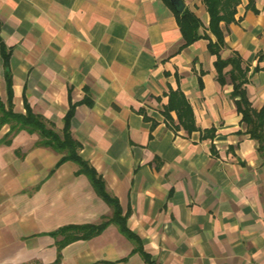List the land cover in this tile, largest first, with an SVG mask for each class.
I'll list each match as a JSON object with an SVG mask.
<instances>
[{
    "label": "crops",
    "instance_id": "1",
    "mask_svg": "<svg viewBox=\"0 0 264 264\" xmlns=\"http://www.w3.org/2000/svg\"><path fill=\"white\" fill-rule=\"evenodd\" d=\"M185 9L209 31L203 0ZM252 6V7H251ZM226 47L248 67V98L264 106V0H241L235 22L221 24ZM0 37L11 52L13 104L63 128L71 122L80 155L104 178L144 250L161 264H264V156L246 133L229 76L201 38L184 39L163 0H0ZM259 67L256 70V67ZM231 67L226 68L228 72ZM0 51V97L7 102ZM172 91L190 104L188 132ZM88 99L90 103L84 102ZM0 128V264H147L116 225L59 251L70 225L100 224L112 208L78 166Z\"/></svg>",
    "mask_w": 264,
    "mask_h": 264
},
{
    "label": "trees",
    "instance_id": "2",
    "mask_svg": "<svg viewBox=\"0 0 264 264\" xmlns=\"http://www.w3.org/2000/svg\"><path fill=\"white\" fill-rule=\"evenodd\" d=\"M163 1L174 10L179 23L184 39V44L180 49L188 47L201 38L209 40V51L216 56L217 80L224 85L229 76L233 86L231 98L236 105L238 113L242 115V123L246 126V133L259 142V152L264 156V106L259 111L255 110L248 98L246 84L248 83L249 69L243 66V60L239 53L235 52L226 59L222 58L220 54L222 48L226 47L225 35L221 24L224 22L228 25L235 22L237 7L241 0H203L210 16L208 29L216 37V41H213L208 34H200V28L203 24L192 11L184 9L182 13H179L174 9L170 0ZM0 51L4 60V75L8 91L6 103L0 97V128L5 125L9 126L6 137L12 138L22 130L30 134H38L40 145L49 147L62 154L56 167L65 162H72L77 165L76 174L86 175L96 193L112 208V216L104 218L100 224L70 225L53 232V236L63 235L64 237L59 244V251L71 241L91 239L102 233L109 225L114 224L125 237L136 244L134 252H139L147 264H161L144 250L141 239L129 229L127 221L131 211L129 210L126 214L123 213L119 200L107 190L104 178L80 155L82 146L80 142L74 139L71 131V122L77 104H71L70 109L63 118V128L61 130H58L56 124L51 120L35 113L27 102L26 97L24 98L25 112H16L13 104V80L10 69L11 52L1 37ZM263 58L264 54H260L259 61ZM228 67H231V69L226 72L225 70ZM258 69L259 67L257 66L256 70ZM84 102L90 103L88 99L81 103ZM172 110L177 112L181 125L188 132L195 129L192 108L185 95L180 91H172L169 95L167 111Z\"/></svg>",
    "mask_w": 264,
    "mask_h": 264
},
{
    "label": "water",
    "instance_id": "3",
    "mask_svg": "<svg viewBox=\"0 0 264 264\" xmlns=\"http://www.w3.org/2000/svg\"><path fill=\"white\" fill-rule=\"evenodd\" d=\"M174 9L179 12L182 13L185 9V2L184 0H170Z\"/></svg>",
    "mask_w": 264,
    "mask_h": 264
}]
</instances>
